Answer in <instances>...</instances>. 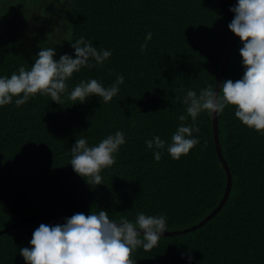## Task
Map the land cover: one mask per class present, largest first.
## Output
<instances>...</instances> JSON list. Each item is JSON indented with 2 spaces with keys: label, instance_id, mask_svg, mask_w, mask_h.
Masks as SVG:
<instances>
[{
  "label": "trees",
  "instance_id": "16d2710c",
  "mask_svg": "<svg viewBox=\"0 0 264 264\" xmlns=\"http://www.w3.org/2000/svg\"><path fill=\"white\" fill-rule=\"evenodd\" d=\"M236 0H0V75L20 65L30 68L39 48L52 47L55 59L73 54L83 36L112 52L104 65L83 67L67 81L71 90L89 77L110 86L124 76L108 103L96 96L83 104L61 103L37 94L23 105L0 107V230L35 215L75 214L100 209L110 218L134 220L140 211L167 214V231L199 224L222 200L226 172L219 161L212 116L195 124L199 143L174 160L163 152L155 161L146 139L170 142L185 114L188 88L215 89L234 34L228 24ZM152 39L141 51L148 32ZM238 41L224 80L243 75ZM223 80V81H224ZM185 90V91H182ZM22 95V94H21ZM74 103V104H73ZM222 154L233 177L230 195L217 215L194 231L162 236L149 251L131 254L137 264H264V135L234 116V106L218 115ZM184 123L193 121L188 117ZM126 143L116 162L102 171L103 184L89 185L69 164L80 136L90 145L116 130ZM52 216L19 225L0 237V264H25L41 224ZM191 256V260L188 257Z\"/></svg>",
  "mask_w": 264,
  "mask_h": 264
},
{
  "label": "clouds",
  "instance_id": "9594fccd",
  "mask_svg": "<svg viewBox=\"0 0 264 264\" xmlns=\"http://www.w3.org/2000/svg\"><path fill=\"white\" fill-rule=\"evenodd\" d=\"M229 10L234 17L228 29L242 44L239 54L243 75L235 81H222L219 92L212 86L203 87L199 92L188 88L183 97L187 115H178L181 123L171 134L170 142L159 135L145 140L155 161L161 160L164 151L179 160L199 143V137L193 133L199 132L195 121L202 112L219 115L226 107L234 106V116L242 125L264 135V0H236ZM151 39L149 31L141 51ZM71 47L74 53L60 55L58 60L54 58V48H39L30 68L20 65L10 76L0 75V107L12 103L14 97H18L14 101L16 106L23 105L37 94L48 96L58 104L65 97L81 104L92 96L103 103L110 102L124 82L122 74L110 86L89 77L69 90L67 81L83 67H92L93 61L102 67L112 52L94 47L83 36L71 43ZM188 117L193 123H184ZM125 143L126 134L119 129L92 145L80 136L70 149L69 164L87 184L101 185L102 171L116 162ZM166 221V213L153 215L140 211L134 220L122 216L117 221L104 209L91 210L87 215L77 212L62 223H41L33 231L30 246L21 247L19 254L25 264H137L131 254L138 248L149 251L156 247L167 232Z\"/></svg>",
  "mask_w": 264,
  "mask_h": 264
},
{
  "label": "water",
  "instance_id": "95a60500",
  "mask_svg": "<svg viewBox=\"0 0 264 264\" xmlns=\"http://www.w3.org/2000/svg\"><path fill=\"white\" fill-rule=\"evenodd\" d=\"M238 41H239V37H236L234 35L233 40H232V42H231V44L227 50V53L225 55L224 61L221 65L219 75H218V78L216 81V85H215L216 87L214 90L217 92H219V84L224 80L230 58L232 57L233 51H234ZM212 125H213V134H214V140H215V146H216V153H217L219 161L221 162V164H222V166L226 172V176H227V185H226V190H225L224 196H223L222 200L220 201L219 205L216 207V209L208 217H206L203 221H201L199 224H197L193 227H190L188 229L180 230V231H171V232L167 231L163 234V236L186 233L189 231H194L197 228L203 226L204 224H206L208 221H210L212 218H214L217 215V213L224 206V204L226 203V201L230 195V192L232 189V184H233V177H232L231 170L228 166V163L222 154L218 115H215V114L212 115ZM52 216L70 217V216H72V214H43V215H35V216L28 217V218H23V219H20L16 222L12 223L11 225L5 227L4 229L0 230V237L2 235H4L5 233L9 232L10 230H13L16 227H18L19 225H22L26 222L34 221V220L42 219V218H47V217H52Z\"/></svg>",
  "mask_w": 264,
  "mask_h": 264
}]
</instances>
